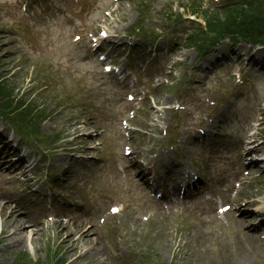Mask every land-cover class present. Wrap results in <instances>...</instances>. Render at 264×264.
I'll use <instances>...</instances> for the list:
<instances>
[{"label":"rangeland","instance_id":"374dc122","mask_svg":"<svg viewBox=\"0 0 264 264\" xmlns=\"http://www.w3.org/2000/svg\"><path fill=\"white\" fill-rule=\"evenodd\" d=\"M25 1L28 6L21 11L14 0H0L2 120L20 133L27 134L28 130L36 134V144L29 136L25 140L32 143L38 157L50 154L45 168L61 169L72 158V174L77 178L68 176L64 180L61 195H67L66 188L72 182H77L79 188L84 187V182L92 184L100 196L107 190L110 198L107 202L91 199V204L101 206V212L92 218L81 213L67 214L56 221L46 218L31 232L24 222L27 231L23 244L15 245L13 239L0 241V264H264L261 233L255 240L243 234L256 219L254 213L247 215L240 227L234 223V217L239 214L236 210H229L221 217L215 213L219 205L230 204L233 193L224 190L236 180L234 172L239 170L243 178V172L248 170L239 157L245 144L241 145L240 140L245 142L246 131L257 123L264 134V78L251 73L253 64L247 66L237 55L224 62L208 56L215 48L222 50L221 46L208 49L206 55L200 56L177 39L178 36L183 38L184 31L176 28L177 33H171L165 28L167 21L180 16L188 20L190 38L207 37L206 24L220 23L225 17L233 16L228 10L211 7L222 1L21 0V4ZM248 7L264 11V0H253ZM113 9L116 13L110 14ZM140 18L152 30H148L145 38L159 35L154 39L161 51L159 65L163 63L164 68L160 71L154 59H149L158 65L150 69L140 46L129 52L133 55L128 62L135 70L134 75L143 83L155 86L150 91L151 96L145 97L138 108L139 105L124 100L121 94L124 89L117 88L110 76L100 72L98 62L84 47V41L87 30L95 32L100 27L116 29L119 34L137 30L139 24L135 23ZM141 30L144 31L142 27ZM76 35H81L82 39L75 41ZM223 45L230 46L227 42ZM249 46L239 43L230 48L243 47L248 51ZM120 48L127 46L122 44L117 47ZM166 50L170 56L165 55ZM255 50L262 49L255 46L251 52ZM240 67L243 84L234 87V74H238ZM40 84L46 85V89ZM37 103L43 105L42 110L39 111ZM205 116H208L206 121ZM173 117L175 121H171ZM25 123L32 128H25ZM128 125L131 130L126 128ZM194 126L206 127L211 137L202 144L193 142L190 130ZM168 129V136H163ZM131 131L134 132L131 134ZM180 138L184 145L177 153L180 159H185L181 164L194 166L221 201L215 206L209 202L211 212L201 214L202 201L197 199L183 200L180 206H173L165 214L159 208L167 206L154 204L143 185L133 178L136 170H128V183H125L124 174L117 165L114 167V160L119 161V165H128L130 158L123 155L125 146L143 156L145 150L156 151L161 141L166 143L171 139L176 143ZM52 147L57 148L58 157L52 154ZM66 147H71L77 158L61 152ZM170 160V156H163L161 162ZM157 171L164 174L162 168ZM45 172H36V176L44 180L43 191L50 182L56 184L53 175L59 174L56 171L46 175ZM254 173L264 171L254 170ZM219 174L230 183L219 182ZM4 186L8 190L15 187L6 183ZM242 187L245 194L257 192L258 209L264 208V180L258 182L252 178ZM77 193L87 196L83 190ZM245 194L241 193L244 199L240 202L254 200ZM4 202L5 199L0 198L1 207ZM111 203L121 204L123 210L117 217L109 216L107 225L102 227L97 223L98 218ZM236 207L247 210L242 204L237 203ZM59 245L74 247L66 252L65 247Z\"/></svg>","mask_w":264,"mask_h":264},{"label":"bare ground","instance_id":"6f19581e","mask_svg":"<svg viewBox=\"0 0 264 264\" xmlns=\"http://www.w3.org/2000/svg\"><path fill=\"white\" fill-rule=\"evenodd\" d=\"M235 49V48H234ZM248 55L247 61L248 63H262L264 62V50H256L252 54L249 52L246 53ZM8 128H6L2 123L0 124V146L2 145V152L0 153V160H5L4 158L6 157L7 154L15 153L17 151L13 150V148H9L7 144H4L5 140L8 141V138L4 139L3 135H5V132L8 133ZM208 137V134H205L203 136H200L198 133H196L195 136L192 138L196 141H205ZM240 144H243V141L240 140ZM262 150L264 149V141H262L257 147L256 145H253L249 143L244 151V156H249L248 161L251 167L253 169H258L260 166V162L255 160L251 154L256 152V150ZM20 160V157H18ZM28 159L25 158L23 163L22 162H12V163H5V162H0V175H3L5 173L6 176V182L8 184L10 183H16L18 178L17 175L18 173H21L22 176H26L27 173L30 171V165H28ZM14 166L16 168H14ZM63 174H68L70 172L69 167H62L61 169ZM167 174L172 173V170L168 169ZM178 176V174H176ZM222 175H220L221 177ZM186 185H189L191 183L190 188L187 189V192L185 196L187 195H192V194H199L200 197L202 196L204 190H205V185L204 184H194L193 181L190 182V179L185 180ZM155 183H160L159 181L156 180ZM157 187H163L164 188V193H163V200L167 201L170 205L177 204V183H174L173 186L167 187L165 184L162 185H156ZM26 194L27 198L33 197L34 195H38V191L30 192V193H25V191H14L10 193V196L7 192L0 191V198L5 199V202L2 203V207L0 206V241H5L9 239H13V243L15 245H21L25 242L26 237L24 235V232L27 231L24 230L25 224L24 222L28 223V230L29 232L33 231L34 227H38L40 225L39 223L41 222L40 219H37L33 217L32 215L27 214L24 210L27 211V205H24L21 202V198ZM33 203V202H32ZM252 203L253 202H246L245 205L249 204L247 210L252 211H243L241 210L240 207L236 208L237 212L239 213L238 216L234 217V223L235 226L240 227L242 225V222L245 220V217L247 215L252 216L253 213L257 214V210L252 208ZM161 205V204H160ZM260 212V211H259ZM165 213V212H164ZM260 214V213H259ZM21 216V218H17L16 216ZM264 219L261 220L263 222ZM250 230V231H249ZM28 232V233H29ZM85 232V231H84ZM8 233V235H7ZM88 232H85L87 234ZM243 234L247 239H253L255 240V237L257 236V231L255 228L251 227L248 230H243ZM82 239V238H80ZM60 247H65V245H59ZM72 246L71 248H73ZM71 248L65 247L64 251L68 252ZM95 256V255H94ZM98 258V257H97ZM96 258V259H97Z\"/></svg>","mask_w":264,"mask_h":264},{"label":"trees","instance_id":"16d2710c","mask_svg":"<svg viewBox=\"0 0 264 264\" xmlns=\"http://www.w3.org/2000/svg\"><path fill=\"white\" fill-rule=\"evenodd\" d=\"M235 1L237 0H232L233 4L224 9L228 10V13H232L233 16L225 17L220 23L206 24V30L214 34H234L253 40L264 38V11L260 8L248 7L253 0H238L240 2L234 3ZM0 98L3 99L2 96ZM37 107L40 111L43 105L37 103Z\"/></svg>","mask_w":264,"mask_h":264},{"label":"snow or ice","instance_id":"6c2138e0","mask_svg":"<svg viewBox=\"0 0 264 264\" xmlns=\"http://www.w3.org/2000/svg\"><path fill=\"white\" fill-rule=\"evenodd\" d=\"M114 211H116V210L114 209Z\"/></svg>","mask_w":264,"mask_h":264}]
</instances>
